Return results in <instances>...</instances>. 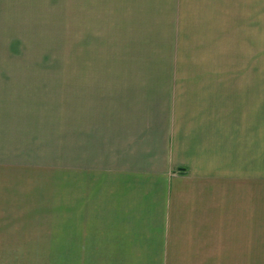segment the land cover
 <instances>
[{
	"label": "crops",
	"instance_id": "obj_1",
	"mask_svg": "<svg viewBox=\"0 0 264 264\" xmlns=\"http://www.w3.org/2000/svg\"><path fill=\"white\" fill-rule=\"evenodd\" d=\"M50 1L0 0V30H50ZM67 1L76 53L64 100L50 104L44 58L0 59V149L22 157L0 159L1 189L27 217L56 218L59 258L254 264L257 176L240 168L256 164L264 0ZM27 217L19 230L0 224L1 242H28Z\"/></svg>",
	"mask_w": 264,
	"mask_h": 264
},
{
	"label": "rangeland",
	"instance_id": "obj_2",
	"mask_svg": "<svg viewBox=\"0 0 264 264\" xmlns=\"http://www.w3.org/2000/svg\"><path fill=\"white\" fill-rule=\"evenodd\" d=\"M31 5L34 8L39 5V3H32ZM48 9V21L50 30H0V59L2 57L16 58L19 62H21L20 60L22 59L26 60L33 58L34 60H37V58H39L41 60L42 58H44V62L47 63V73L50 78V104H54V102L57 101V98L60 99V96H62L61 99L64 100V98L68 95L69 92L67 90H63L64 83H59V80H61V77L63 82L65 78L66 80H70V76H72L73 73V63L76 53V51H74V30H72L73 2L67 0H51L48 3ZM62 26L69 30H64ZM261 37L258 38V41H261H259L258 45H256L255 49L258 50L256 53L254 52L256 55L253 54V58L256 59L257 62V73L259 75H264V36ZM7 46H9L10 48L6 52L4 51V53L3 50ZM7 67L8 69H12L9 66ZM14 68L15 67H13V69ZM50 119L53 122H56L57 120L56 106L51 110ZM258 125L259 128L255 170L253 169V163L252 165L242 164L240 170L241 172H243L244 175L246 173L247 167L252 166V174L256 172V237L258 240L257 258L255 260H252V263L254 262V264H264V107L258 109ZM51 138L53 139L55 138V136L51 135ZM4 150L5 149H0L1 160L22 159V157L19 156L11 157L10 152L2 154L1 151ZM16 163L20 164V162L18 161ZM1 164L2 166L16 165L13 162L6 163L5 161ZM247 171H249V168L247 169ZM1 173L3 172L0 171V174ZM0 180H3L1 176ZM3 186L4 185L0 183V224H12L14 221L18 225L14 226V228L19 230L22 228L21 222L23 221L24 223V221H26L25 218L27 217V209L29 208V206H25L24 204H22L20 198L17 195L16 198H19V204L13 205V199H11V194H6V190L4 188L1 189V187ZM54 192L55 189L51 187L49 189L50 199L46 201L44 205L45 208L46 206L51 205L53 197L57 198ZM9 199L11 200L9 201ZM6 200H8V202ZM7 206L8 209L11 207L12 209L7 210ZM10 214L15 216L14 220L12 217L8 218V215ZM32 214L34 215L35 213ZM48 214L49 212L47 211L46 214L43 216L44 219L39 217V214H37L35 217H27L29 219L27 223L33 225V231H31L30 234L27 233V236H21V238H27L28 242H19L11 245L8 242H1L0 239L1 253L9 250H21L22 252L19 253L17 255L18 257L15 258H0V264H88L87 262H84V260H76L64 257L59 258L58 254L61 253L58 252V236L56 235L57 233L51 234V230L47 226L49 225V223L56 222L57 220L56 218L55 220H51V217L47 216ZM39 222H43L45 226L34 225V223L37 224ZM14 228H11V230H14ZM44 232H49V235L44 234ZM42 251H48L49 253H42ZM26 254L28 255L27 258L21 257V255ZM45 254H48L49 256H45ZM227 263L249 264V260L247 261L239 258L237 260L230 258L227 259Z\"/></svg>",
	"mask_w": 264,
	"mask_h": 264
}]
</instances>
